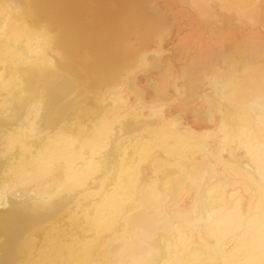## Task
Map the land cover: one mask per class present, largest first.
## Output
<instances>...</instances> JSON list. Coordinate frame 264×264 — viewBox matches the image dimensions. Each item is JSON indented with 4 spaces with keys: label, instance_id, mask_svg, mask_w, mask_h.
I'll use <instances>...</instances> for the list:
<instances>
[{
    "label": "bare ground",
    "instance_id": "6f19581e",
    "mask_svg": "<svg viewBox=\"0 0 264 264\" xmlns=\"http://www.w3.org/2000/svg\"><path fill=\"white\" fill-rule=\"evenodd\" d=\"M0 264H264V0H0Z\"/></svg>",
    "mask_w": 264,
    "mask_h": 264
}]
</instances>
